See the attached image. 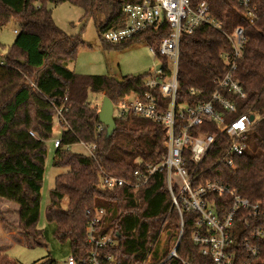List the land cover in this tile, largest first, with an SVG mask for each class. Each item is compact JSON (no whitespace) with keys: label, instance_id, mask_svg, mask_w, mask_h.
<instances>
[{"label":"trees","instance_id":"obj_1","mask_svg":"<svg viewBox=\"0 0 264 264\" xmlns=\"http://www.w3.org/2000/svg\"><path fill=\"white\" fill-rule=\"evenodd\" d=\"M135 1L140 0H60L83 10V19L93 21L104 47L126 49L143 41L168 72L170 63L159 53L162 41L170 34L166 26L117 44L103 40L106 32L124 28L123 5ZM203 1L221 29L202 26L182 36L177 104L196 106L210 100L223 75V56L231 50L227 35L242 26L247 42L238 61L236 80L246 98H231L238 108L233 117L251 110L258 121L248 134L249 150L237 160L236 169L218 163L229 144L227 137H220L199 169L198 181L204 184L219 180L264 206V0H251L258 10V19L252 25L244 20L236 1L191 0V4ZM50 3L53 0H0V29L11 22L19 25L14 43L0 54V198L18 205L17 229L27 239L41 242L29 246L46 249L41 264L88 256L93 248L88 243L87 229L99 209L105 215L97 235L111 233L115 240L114 245L100 250L101 256L109 255L113 260L101 264H181L168 259L179 240L181 220L171 209L165 173H157L138 190L100 186L103 173L134 182L136 171L162 161L166 139L162 125L129 114L115 118L116 130L107 137L106 127L99 123V107L89 102L91 96H102V100L107 97L113 105L131 95L142 98L149 92L146 82L150 75L116 79L70 71L67 65L77 57L84 42L79 35H67L58 28L48 8ZM0 49L4 50L1 44ZM155 97L168 106L169 101L156 91ZM59 110L63 131L52 165L65 172L55 178L50 191L45 211L47 225L37 229L47 143ZM198 131L216 133L205 124ZM80 143L94 145L93 155L70 151L71 146ZM219 200L226 205L221 210L225 213L231 198L223 196ZM198 218L183 214V234L177 250L178 256L191 264L202 262L201 246L193 241L194 232L210 233L206 227L197 226ZM236 229H245L242 221L236 223ZM261 242L260 256L254 264H264V239ZM0 264L19 262L0 255Z\"/></svg>","mask_w":264,"mask_h":264},{"label":"built area","instance_id":"obj_2","mask_svg":"<svg viewBox=\"0 0 264 264\" xmlns=\"http://www.w3.org/2000/svg\"><path fill=\"white\" fill-rule=\"evenodd\" d=\"M231 1H236L242 8V16L248 24L252 25L257 21L258 10L251 0ZM122 12L125 17L124 28L106 32L103 35L104 41L117 44L150 29L158 30L165 26L170 29L169 36L162 41L159 49L160 55L170 63L169 71L162 64L157 65L155 73L146 82L149 89L147 94L142 98L137 95L127 96L119 104L113 105L114 119L132 114L162 125L166 131L163 144L165 154L161 162L146 165L144 169L136 171L134 182L103 173L100 176V186L109 190L124 187L138 190L157 173H165L172 200L171 209L178 212L181 220L179 240L183 234L185 213L197 215V226L206 227L210 232L203 234L201 230H196L193 234V241L201 246L200 263L254 264L260 256L261 241L264 239V206L242 197L219 180L204 184L198 181L199 169L220 137H227L229 144L218 163L236 169L237 160L249 150L248 134L258 121L251 110L233 117L238 108L231 98H246L245 91L236 80L238 61L244 55L247 42L244 28L238 26L227 35L231 50L223 56V75L210 100L196 106L178 105V65L182 36L192 34L202 26L221 29L219 22L212 16L209 5L205 1L192 6L191 0H140L124 4ZM0 64L3 62L0 61ZM155 91L163 100L169 101L168 106L165 107L155 97ZM57 116L61 122L62 110L57 112ZM251 116H254L253 121ZM204 124L215 129L216 133L199 132L198 128ZM30 134L37 138L35 134ZM60 142L61 140L55 141L54 146L57 148ZM79 146L86 149L88 155H93L94 145L80 143ZM223 196L231 198V206L225 213L221 210L226 205L219 200ZM104 215L103 209L96 210L95 218L89 223L87 239L93 248L91 253L80 259L69 256L56 264H101L113 260L112 256L100 254V250L115 244L111 233L97 235L98 224ZM239 221L243 222L245 229H236ZM176 245L168 259L191 264L178 256L179 246ZM149 260L150 258L147 261Z\"/></svg>","mask_w":264,"mask_h":264},{"label":"rangeland","instance_id":"obj_3","mask_svg":"<svg viewBox=\"0 0 264 264\" xmlns=\"http://www.w3.org/2000/svg\"><path fill=\"white\" fill-rule=\"evenodd\" d=\"M55 24L67 35H79L84 44L78 51L77 57L67 65L70 71L87 76H111L120 79L121 76H138L149 73L153 75L155 68L160 64V59L150 50L149 45L138 41L126 49L106 48L97 34L92 20L83 19V10L69 2L53 0L48 4ZM19 25L9 23L0 29V54H5L6 49L12 46L16 39L15 31ZM108 43V42H107ZM102 96H91L89 102L92 106L101 107ZM53 134L48 141V154L45 161V174L41 188L40 216L36 224L37 229H44L47 225L46 207L50 202V191L55 184V178L65 170L54 168L52 165L55 153V141L61 139L62 127L60 119L54 118ZM70 151L86 154L82 146H71ZM18 227V205L0 198V255L8 256L19 264H41L47 255L44 247H30L35 238L27 239ZM162 234V233H161ZM164 235H160L162 238ZM42 245V244H41Z\"/></svg>","mask_w":264,"mask_h":264},{"label":"water","instance_id":"obj_4","mask_svg":"<svg viewBox=\"0 0 264 264\" xmlns=\"http://www.w3.org/2000/svg\"><path fill=\"white\" fill-rule=\"evenodd\" d=\"M99 123L106 127V136L110 137L116 130V123L113 117V103L107 97L102 101L99 114ZM254 120V116H251V121ZM180 240L178 241L176 247L179 246Z\"/></svg>","mask_w":264,"mask_h":264},{"label":"crops","instance_id":"obj_5","mask_svg":"<svg viewBox=\"0 0 264 264\" xmlns=\"http://www.w3.org/2000/svg\"><path fill=\"white\" fill-rule=\"evenodd\" d=\"M106 42V41H105ZM112 44V43H111ZM149 47V46H148ZM150 50H151V48H150ZM151 52L153 53V51L151 50ZM154 54V53H153ZM147 74H149V73H147ZM149 75H151V74H149ZM124 76H121L120 77V79H122Z\"/></svg>","mask_w":264,"mask_h":264}]
</instances>
